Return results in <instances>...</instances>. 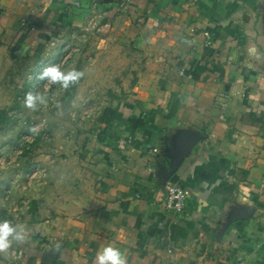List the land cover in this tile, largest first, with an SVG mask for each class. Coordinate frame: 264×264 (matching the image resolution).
Returning a JSON list of instances; mask_svg holds the SVG:
<instances>
[{"label": "crops", "instance_id": "obj_1", "mask_svg": "<svg viewBox=\"0 0 264 264\" xmlns=\"http://www.w3.org/2000/svg\"><path fill=\"white\" fill-rule=\"evenodd\" d=\"M96 17L140 53L137 79L0 189L27 233L0 264H93L110 243L127 264H264V0H0V44L20 55Z\"/></svg>", "mask_w": 264, "mask_h": 264}, {"label": "rangeland", "instance_id": "obj_2", "mask_svg": "<svg viewBox=\"0 0 264 264\" xmlns=\"http://www.w3.org/2000/svg\"><path fill=\"white\" fill-rule=\"evenodd\" d=\"M34 24L35 19L23 20L24 28ZM100 29L99 18H91L72 35L54 38L46 34L45 41L31 44L20 55L0 44V117L10 115L7 125L0 126V189L5 191L12 185L20 190L41 170L37 155H64L67 141L96 119L100 107L115 98L113 93L120 94L121 89L135 83L140 53L128 46L120 32L106 38ZM53 64L75 67L85 74L77 85L60 90L63 116L57 115L54 104L29 114L22 106L24 96L43 89L45 81L37 77ZM57 88L51 86L53 92ZM3 199L1 195L0 221L20 224V217L5 210Z\"/></svg>", "mask_w": 264, "mask_h": 264}, {"label": "clouds", "instance_id": "obj_3", "mask_svg": "<svg viewBox=\"0 0 264 264\" xmlns=\"http://www.w3.org/2000/svg\"><path fill=\"white\" fill-rule=\"evenodd\" d=\"M84 74L82 70L75 67L64 68L61 64L45 67L37 77L39 80L45 81L43 89L28 91L22 102L23 108L31 114L47 109L50 104H54L57 115L63 116V105L59 99L60 90L67 91L77 85ZM54 85L58 86L55 92L51 90V86ZM31 131L35 132L36 128H32ZM26 235L24 224H14L10 220L0 221V254H7L14 243H24ZM93 264H127V259L121 249L110 243L97 251Z\"/></svg>", "mask_w": 264, "mask_h": 264}, {"label": "built area", "instance_id": "obj_4", "mask_svg": "<svg viewBox=\"0 0 264 264\" xmlns=\"http://www.w3.org/2000/svg\"><path fill=\"white\" fill-rule=\"evenodd\" d=\"M217 106L223 109L226 106V102L217 101ZM41 129V128H40ZM40 169L35 172V176L40 173ZM187 192L180 186L167 182L164 185V209L167 213L176 216H182L186 208ZM14 214L15 210L11 211ZM14 218V217H13ZM11 221V220H10ZM14 223V221L12 220ZM236 264H244V261L237 260Z\"/></svg>", "mask_w": 264, "mask_h": 264}, {"label": "trees", "instance_id": "obj_5", "mask_svg": "<svg viewBox=\"0 0 264 264\" xmlns=\"http://www.w3.org/2000/svg\"><path fill=\"white\" fill-rule=\"evenodd\" d=\"M10 121V115L7 113H3V115L0 117V126H5Z\"/></svg>", "mask_w": 264, "mask_h": 264}]
</instances>
